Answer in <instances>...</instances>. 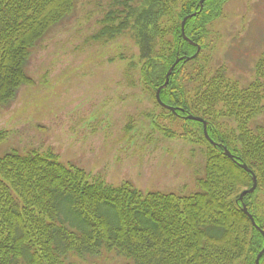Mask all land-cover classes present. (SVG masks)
<instances>
[{"label": "trees", "instance_id": "obj_1", "mask_svg": "<svg viewBox=\"0 0 264 264\" xmlns=\"http://www.w3.org/2000/svg\"><path fill=\"white\" fill-rule=\"evenodd\" d=\"M139 1L119 3L132 14ZM179 1L183 0H148L149 7L141 12V73L152 77L163 62L161 74L151 78L155 88L165 82L175 57L185 59L197 51L183 39L178 25L162 27ZM198 1L184 2L179 15L199 10ZM223 1L206 0L186 23L187 37L202 50L206 27L221 15ZM75 5L76 0H0V106L10 103L22 86L33 84L25 72L26 60ZM114 29L109 26L105 33L122 32ZM166 36L175 40L170 41L168 56L161 54ZM185 64L175 67L160 95L166 104L209 122L216 146L204 137L201 123L187 121L201 128L195 142L207 148L198 191L145 193L127 182L114 187L52 154L10 151L0 156V264H66L70 256L82 259L102 251L117 252L135 264H255L264 238L242 211L240 195L252 187L253 179L240 163L256 176L257 188L244 202L264 230L259 203L264 194V126L252 127L264 113V83L256 80L241 87L223 75L210 78L199 73L194 82L199 87L191 97L185 92L189 81L180 77ZM224 147L234 159L225 156Z\"/></svg>", "mask_w": 264, "mask_h": 264}, {"label": "rangeland", "instance_id": "obj_2", "mask_svg": "<svg viewBox=\"0 0 264 264\" xmlns=\"http://www.w3.org/2000/svg\"><path fill=\"white\" fill-rule=\"evenodd\" d=\"M147 1L136 3L130 14L119 0H76L74 11L37 43L26 60L25 72L33 84L22 86L10 103L0 106V156L13 150H37L110 186L127 182L145 193L180 195L198 191L207 148L195 142L201 128L187 123L196 121L186 117H201L163 101L176 112L159 104L157 91L165 82L155 88L151 78L161 74L163 62L159 61L152 77L141 73L137 36L143 29L140 18L149 7ZM189 1H179L162 27L167 30L173 22L182 35L183 20L197 15L205 4L192 14L179 15L180 6ZM221 4V15L206 27L204 50L196 43L202 51L194 59L186 61L197 51L185 59L175 57L164 77L177 60L186 63L180 77L189 81L185 92L191 97L199 87L194 83L199 73L210 78L223 75L241 87L256 80L264 83V0ZM113 25L122 32L106 34ZM163 41L161 54L168 56L170 41L175 40L166 36ZM202 62L205 66L198 69ZM257 126H264V113L253 121L252 127ZM202 129L204 133V125ZM259 199L264 218V194ZM66 264L135 263L117 252L102 251L82 259L70 256Z\"/></svg>", "mask_w": 264, "mask_h": 264}, {"label": "water", "instance_id": "obj_3", "mask_svg": "<svg viewBox=\"0 0 264 264\" xmlns=\"http://www.w3.org/2000/svg\"><path fill=\"white\" fill-rule=\"evenodd\" d=\"M205 0H200L199 2V7H201V9L203 8V4H204ZM196 14H193V15H189L187 16L183 22H182V26H181V29H182V35L184 37V39L192 46L196 47L197 48V52L196 54L192 57V58H188L186 61L188 62L189 60H192L194 59L201 51V47L198 46L196 43L192 42L191 40H189L186 35H185V25H186V22L188 19L192 18L193 16H195ZM180 60H177L175 62V64L170 68V70L168 71L167 75H166V80H165V84L157 91V100L159 102V104H161L163 107L167 108V109H170L171 111H175L173 108H170L169 106L165 105L162 100H161V97H160V91L164 88L167 87L168 83H169V79H170V76L172 74V71L174 70L175 66L179 63ZM176 112V111H175ZM186 119H190V120H194L196 122H200L204 125V135H205V138L211 142L212 145L216 146L217 144L211 140V138L209 137L208 135V123L205 122L204 120H202L201 118H196L194 116H188L186 117ZM224 154L225 156L229 157L230 159H234V156L231 154V152L226 148L224 147ZM236 161V160H235ZM240 166L246 170L248 173H251L252 174V179H253V186L251 187V189L249 190H246L245 192H243L241 195H240V202H241V207H242V211L249 217V219L251 220L253 226L258 230L260 231L263 236H264V232L261 231V229L258 227V225L256 224L255 222V219L254 217L249 213L248 211V208L244 202V197L247 195V194H253L257 188V179H256V176L253 174V172L251 170H249V168L245 165V164H241L240 163ZM264 255V248L263 250L259 253V255L257 256L256 260H255V264H260V260L262 258V256Z\"/></svg>", "mask_w": 264, "mask_h": 264}]
</instances>
